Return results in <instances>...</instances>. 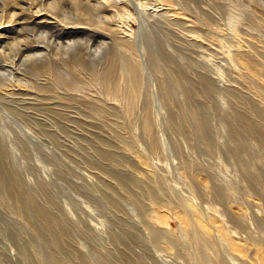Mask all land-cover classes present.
Segmentation results:
<instances>
[{"label": "rangeland", "instance_id": "rangeland-1", "mask_svg": "<svg viewBox=\"0 0 264 264\" xmlns=\"http://www.w3.org/2000/svg\"><path fill=\"white\" fill-rule=\"evenodd\" d=\"M0 166V264H264V0H0Z\"/></svg>", "mask_w": 264, "mask_h": 264}, {"label": "bare ground", "instance_id": "bare-ground-1", "mask_svg": "<svg viewBox=\"0 0 264 264\" xmlns=\"http://www.w3.org/2000/svg\"><path fill=\"white\" fill-rule=\"evenodd\" d=\"M79 4V3H78ZM115 34V33H114ZM98 48V47H97ZM2 66V65H1ZM1 167V166H0ZM0 192L3 195H8L11 194V188H10V184L7 180L6 177H4L1 173V169H0Z\"/></svg>", "mask_w": 264, "mask_h": 264}]
</instances>
